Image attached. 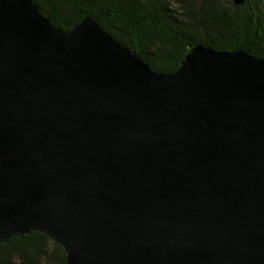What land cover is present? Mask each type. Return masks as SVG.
Returning <instances> with one entry per match:
<instances>
[{
    "label": "water",
    "instance_id": "95a60500",
    "mask_svg": "<svg viewBox=\"0 0 264 264\" xmlns=\"http://www.w3.org/2000/svg\"><path fill=\"white\" fill-rule=\"evenodd\" d=\"M67 264H264V58L156 72L94 19L0 0V243Z\"/></svg>",
    "mask_w": 264,
    "mask_h": 264
},
{
    "label": "trees",
    "instance_id": "16d2710c",
    "mask_svg": "<svg viewBox=\"0 0 264 264\" xmlns=\"http://www.w3.org/2000/svg\"><path fill=\"white\" fill-rule=\"evenodd\" d=\"M32 1L64 31L94 19L156 72H174L187 48L198 44L264 58V0ZM0 264H67V259L60 244L32 231L0 243Z\"/></svg>",
    "mask_w": 264,
    "mask_h": 264
}]
</instances>
